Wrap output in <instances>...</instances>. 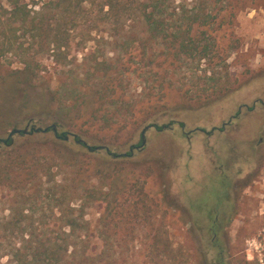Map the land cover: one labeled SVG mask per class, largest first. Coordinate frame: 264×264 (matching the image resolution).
<instances>
[{
	"label": "rangeland",
	"instance_id": "obj_1",
	"mask_svg": "<svg viewBox=\"0 0 264 264\" xmlns=\"http://www.w3.org/2000/svg\"><path fill=\"white\" fill-rule=\"evenodd\" d=\"M18 2L28 16L41 12L49 19V0ZM91 2L84 3L74 27L55 39L62 44L55 57L58 61L43 45L53 40L54 29L36 32L28 22L15 30L11 49L0 34V139L26 123L27 131L32 124L48 129L10 137L18 141L52 139L48 125L54 124L55 132L67 131L68 145L78 148L72 142L78 135L85 145L101 146L91 153L83 148L84 153L104 152L114 157V210L106 215V229L95 225L91 233L78 234L97 244L113 242L109 251L114 252V264H264V0H243L235 18L244 55L231 62L232 54L229 70L238 73L248 67L255 71L245 83L199 107L172 105L128 131L89 122L80 126L56 123L19 106L28 86L56 89L70 84L77 73L84 77L86 94L106 84L93 66L100 59L114 63V55L123 52L114 41L119 44L122 38L109 29L93 27L99 1ZM1 4L8 8L4 0ZM59 21L50 18L49 24ZM131 25L127 38L143 36L139 22ZM4 29L7 34L11 28ZM40 48L42 53H37ZM24 62L29 64L27 69ZM108 65L110 76L114 64ZM129 80L130 93L143 92L147 82L137 76ZM144 127V144L137 147ZM19 134L23 137L18 138ZM95 182L92 177L90 183ZM106 184L100 181L101 192L106 191ZM47 187L41 184L42 191ZM33 191L30 188L25 194L33 195ZM79 201L76 198L69 206L76 209ZM34 202L40 203L36 198ZM9 203V198L0 203V217L7 216ZM82 209V218L94 225L108 206L104 198Z\"/></svg>",
	"mask_w": 264,
	"mask_h": 264
},
{
	"label": "trees",
	"instance_id": "obj_2",
	"mask_svg": "<svg viewBox=\"0 0 264 264\" xmlns=\"http://www.w3.org/2000/svg\"><path fill=\"white\" fill-rule=\"evenodd\" d=\"M4 1L8 8H3L0 0V34L9 49L15 30L29 22L36 32L54 29L53 40L43 45L55 61L62 46L55 39L60 40L61 33L74 27L84 12V3L92 5L91 0H49L48 18L60 20L51 25L41 12L28 16L18 0ZM97 1L93 27L109 29L122 38L119 44L114 41L123 50L114 55V63L100 59L93 66V72L101 71L98 78L106 84L86 94L84 77L77 73L70 84L57 85L56 89L30 85L19 98L20 109L56 123L76 122L80 126L89 122L128 131L172 105L199 107L222 98L255 73L248 67L238 73L229 70L230 56L234 55L232 62L244 55L242 35L235 29L243 0ZM134 22L140 23L143 36L127 38L125 34L132 32ZM5 27L11 28L7 34ZM42 51L40 48L37 53ZM24 64L27 69L28 62ZM100 64L107 66L100 68ZM108 64H114L110 76ZM131 76L147 82L143 92L130 93ZM65 88L67 92L60 95ZM66 134L62 130L53 132L48 140L8 137L0 142V203L6 198L10 202L7 216L0 217V264H114V252L109 251L113 242L101 240L97 244L78 236L80 232L91 233L95 225L106 229V215L114 210V157L104 152L84 153L83 148L89 152L96 149L92 145L87 148L78 135L72 139L78 147L74 148L67 144ZM92 177L96 179L93 184ZM103 180L107 181L105 192L100 190ZM45 183L48 187L42 191ZM30 188L34 194H25ZM35 198L45 202V207L34 202ZM76 198L80 201L75 209L69 204ZM104 198L107 212L100 213L96 224L90 225L82 218L83 206ZM73 235L71 240L67 238Z\"/></svg>",
	"mask_w": 264,
	"mask_h": 264
},
{
	"label": "water",
	"instance_id": "obj_3",
	"mask_svg": "<svg viewBox=\"0 0 264 264\" xmlns=\"http://www.w3.org/2000/svg\"><path fill=\"white\" fill-rule=\"evenodd\" d=\"M28 124L26 123L25 124V127L24 128H22V129H19V128H11L9 131H8V133H7V135H6V137L5 138H3V139H0V142H3L6 138H8V137H10L11 135H13V134H16V133H32V132H37V131H42V132H44V131H46L47 129H48V127H44V128H39V127H33L34 125L32 124V125H30V127H29V130L27 131L26 130V126H27ZM51 129H52V131L53 132H55V125L54 124H50V125H48ZM145 129H146V127H144V128H142L141 129V131H140V147L144 144V138H143V134H144V131H145ZM66 138V137H65ZM89 147V145H87V148ZM94 148L95 149H99V148H101V146H94ZM104 150L105 151H107V148H104ZM111 155H121V154H115V153H113V152H109ZM130 153H131V148H129L128 149V155H130Z\"/></svg>",
	"mask_w": 264,
	"mask_h": 264
},
{
	"label": "flooded vegetation",
	"instance_id": "obj_4",
	"mask_svg": "<svg viewBox=\"0 0 264 264\" xmlns=\"http://www.w3.org/2000/svg\"><path fill=\"white\" fill-rule=\"evenodd\" d=\"M52 130V129H51ZM22 134H24V133H22ZM137 147H140V140H139V146H137Z\"/></svg>",
	"mask_w": 264,
	"mask_h": 264
}]
</instances>
